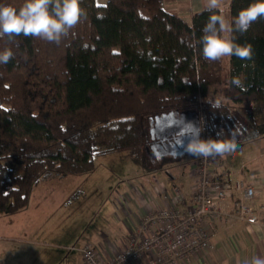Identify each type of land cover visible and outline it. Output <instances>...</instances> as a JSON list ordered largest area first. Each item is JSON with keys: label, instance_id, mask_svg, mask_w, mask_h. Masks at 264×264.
I'll use <instances>...</instances> for the list:
<instances>
[{"label": "trees", "instance_id": "1", "mask_svg": "<svg viewBox=\"0 0 264 264\" xmlns=\"http://www.w3.org/2000/svg\"><path fill=\"white\" fill-rule=\"evenodd\" d=\"M254 2L230 0L227 20ZM81 7L86 16L60 44L0 39V51L14 53L0 64V214L24 210L33 187L54 173L92 171L96 156L125 153L142 171L160 167L146 145L148 121L158 115L197 114L204 140L236 145L264 115V18L233 33L251 45L252 58L228 57L226 67L225 57L208 62L202 45L188 46L203 35L206 9L188 23L160 0H81Z\"/></svg>", "mask_w": 264, "mask_h": 264}, {"label": "crops", "instance_id": "2", "mask_svg": "<svg viewBox=\"0 0 264 264\" xmlns=\"http://www.w3.org/2000/svg\"><path fill=\"white\" fill-rule=\"evenodd\" d=\"M95 1L97 4L107 2V0ZM160 1L167 11L179 15L188 23L191 22L195 13L206 9L207 4V0ZM229 1L221 0V9L226 19ZM225 58L226 67H228V57ZM194 117L195 114L191 112L166 113L148 121L147 150L152 163L160 167L149 172L142 171L139 167L136 168L137 170L132 169L135 183L133 185L128 182L129 180L126 181L124 194L118 198L119 211L122 213L119 228L116 226L112 229L109 236L98 235L88 242L96 246L103 258L112 257L114 253L126 246L129 237L139 229L140 218L165 207L175 206L181 212H187L190 209V193L195 184L192 162L196 157L184 152L176 143V139L179 134H192L189 122ZM170 118L173 122H184V125L182 127L170 125L168 123ZM178 131L182 132L177 134ZM165 134H168L167 140L162 139ZM213 167L216 170L225 168L230 179L238 178L223 163L216 161ZM243 180L254 187L255 197L250 202V206L256 212L259 221L251 224L238 220L232 214L231 200L222 202L220 211L225 218L221 220L205 218L204 220L205 229L213 247L198 250L192 253L188 260H180L177 264H247L253 257L264 258V209L261 208L264 205V164L259 163L254 166ZM174 187H178L184 196V200L180 203L175 201ZM7 217L9 216L6 214H0V240H10L13 233L11 223L1 221ZM28 224L29 222L22 226L26 232L30 231L24 228ZM1 252L0 250V254ZM38 257L39 260L42 258V263H45V255L41 257L40 251ZM133 264L146 263L143 259Z\"/></svg>", "mask_w": 264, "mask_h": 264}, {"label": "rangeland", "instance_id": "3", "mask_svg": "<svg viewBox=\"0 0 264 264\" xmlns=\"http://www.w3.org/2000/svg\"><path fill=\"white\" fill-rule=\"evenodd\" d=\"M262 156L264 115L249 139L232 153L217 157V162L243 179L254 166L264 164ZM136 168L125 153H113L96 156L90 172L54 173L40 180L30 193L28 206L1 220L11 223L14 234L10 240H0V264H84L82 248L119 226L118 198L124 194L126 181L134 185L132 169ZM28 222L24 228L30 231L26 232L22 226ZM39 251L45 263L39 260Z\"/></svg>", "mask_w": 264, "mask_h": 264}, {"label": "built area", "instance_id": "4", "mask_svg": "<svg viewBox=\"0 0 264 264\" xmlns=\"http://www.w3.org/2000/svg\"><path fill=\"white\" fill-rule=\"evenodd\" d=\"M201 139H204L201 132ZM215 158L196 157L192 162L195 184L190 193L191 207L181 212L175 206L165 207L139 219V229L127 244L112 257L103 258L95 245L87 243L81 250L85 264H133L145 259L146 264H177L188 260L201 249L212 248L205 229V218L224 219L220 204L231 200L233 215L247 223L259 221L250 206L255 197L252 184L243 179H230L225 168L216 170ZM175 201L184 196L174 187ZM264 209V205L261 207Z\"/></svg>", "mask_w": 264, "mask_h": 264}, {"label": "clouds", "instance_id": "5", "mask_svg": "<svg viewBox=\"0 0 264 264\" xmlns=\"http://www.w3.org/2000/svg\"><path fill=\"white\" fill-rule=\"evenodd\" d=\"M206 10L210 13L203 35L198 41L190 42L189 47L202 45V56L208 62H216L224 57L235 56L241 60L252 58L251 45H241L233 35L246 33L254 22L264 18V0H255L241 9L237 16L229 21L223 15L221 0H207ZM86 16L81 0H24L19 8L0 4V39L7 37L11 43L15 37L38 38L49 43L60 44L82 18ZM14 57L10 48L0 51V64H8ZM232 83L243 88L239 78ZM212 108L221 105L217 101H208ZM195 132L187 142L182 141L184 152L194 157H223L236 150L237 145L230 139H201L199 129L191 126ZM223 133H218L222 135ZM247 264H264V258L253 257Z\"/></svg>", "mask_w": 264, "mask_h": 264}, {"label": "water", "instance_id": "6", "mask_svg": "<svg viewBox=\"0 0 264 264\" xmlns=\"http://www.w3.org/2000/svg\"><path fill=\"white\" fill-rule=\"evenodd\" d=\"M172 120L173 119L170 118L169 121H168V123L170 125H175L176 127H182L184 125V122H181V123L180 122H173ZM192 122H194V123H192ZM189 123H190L189 124V129L192 131L191 135H193L194 132H195V130L191 127L192 125H194L196 129L200 130L199 131V135H200V138H201V126H200L199 116L197 114H195V117L193 119H191ZM180 132H182V131H178L177 134H179ZM191 135H180L179 134L178 138L176 139V143L178 144V146L181 147L182 150H183V148L181 146L182 141H184L186 143L188 138H189V136H191ZM162 139L163 140H167L168 139V134H165Z\"/></svg>", "mask_w": 264, "mask_h": 264}]
</instances>
